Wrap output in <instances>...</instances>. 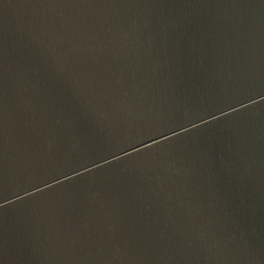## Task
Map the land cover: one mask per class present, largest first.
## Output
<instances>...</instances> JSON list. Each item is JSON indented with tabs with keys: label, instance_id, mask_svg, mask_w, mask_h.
Returning <instances> with one entry per match:
<instances>
[{
	"label": "water",
	"instance_id": "95a60500",
	"mask_svg": "<svg viewBox=\"0 0 264 264\" xmlns=\"http://www.w3.org/2000/svg\"><path fill=\"white\" fill-rule=\"evenodd\" d=\"M0 264H264V0H0Z\"/></svg>",
	"mask_w": 264,
	"mask_h": 264
}]
</instances>
